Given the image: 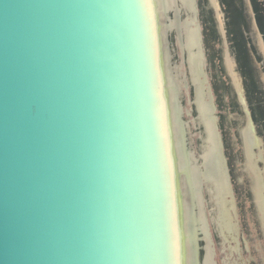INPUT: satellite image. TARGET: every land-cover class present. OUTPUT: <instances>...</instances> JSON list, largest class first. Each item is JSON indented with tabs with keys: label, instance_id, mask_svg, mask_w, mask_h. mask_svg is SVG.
<instances>
[{
	"label": "water",
	"instance_id": "obj_1",
	"mask_svg": "<svg viewBox=\"0 0 264 264\" xmlns=\"http://www.w3.org/2000/svg\"><path fill=\"white\" fill-rule=\"evenodd\" d=\"M0 264H264V0H0Z\"/></svg>",
	"mask_w": 264,
	"mask_h": 264
}]
</instances>
